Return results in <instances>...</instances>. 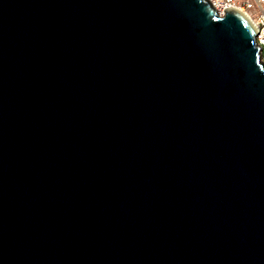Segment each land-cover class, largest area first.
<instances>
[{"label": "water", "instance_id": "obj_1", "mask_svg": "<svg viewBox=\"0 0 264 264\" xmlns=\"http://www.w3.org/2000/svg\"><path fill=\"white\" fill-rule=\"evenodd\" d=\"M211 0H0V264H264V62Z\"/></svg>", "mask_w": 264, "mask_h": 264}, {"label": "built area", "instance_id": "obj_2", "mask_svg": "<svg viewBox=\"0 0 264 264\" xmlns=\"http://www.w3.org/2000/svg\"><path fill=\"white\" fill-rule=\"evenodd\" d=\"M222 12L234 8L243 12L256 27V42L261 47L260 58L264 62V0H211Z\"/></svg>", "mask_w": 264, "mask_h": 264}, {"label": "bare ground", "instance_id": "obj_3", "mask_svg": "<svg viewBox=\"0 0 264 264\" xmlns=\"http://www.w3.org/2000/svg\"><path fill=\"white\" fill-rule=\"evenodd\" d=\"M217 8V7H216ZM218 9V8H217ZM219 10V9H218ZM220 11V10H219Z\"/></svg>", "mask_w": 264, "mask_h": 264}]
</instances>
